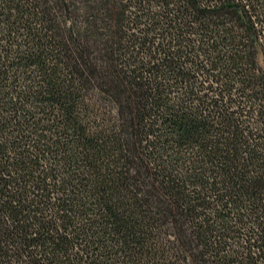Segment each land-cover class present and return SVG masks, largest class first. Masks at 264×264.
Masks as SVG:
<instances>
[{
  "label": "trees",
  "instance_id": "obj_1",
  "mask_svg": "<svg viewBox=\"0 0 264 264\" xmlns=\"http://www.w3.org/2000/svg\"><path fill=\"white\" fill-rule=\"evenodd\" d=\"M0 264H264V0H0Z\"/></svg>",
  "mask_w": 264,
  "mask_h": 264
}]
</instances>
